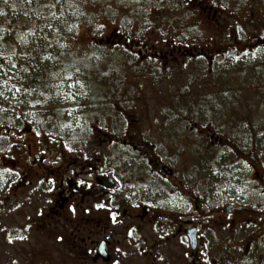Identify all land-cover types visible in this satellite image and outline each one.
I'll list each match as a JSON object with an SVG mask.
<instances>
[{
    "label": "flooded vegetation",
    "instance_id": "obj_1",
    "mask_svg": "<svg viewBox=\"0 0 264 264\" xmlns=\"http://www.w3.org/2000/svg\"><path fill=\"white\" fill-rule=\"evenodd\" d=\"M202 8L207 16L219 11L207 1ZM163 37L170 39L162 41L154 31L149 41L134 42L144 60L159 61L157 68L165 79L158 80L160 88L155 92L151 87L144 89L147 80L123 79L121 90H116L110 101L115 107L111 108L115 110L112 117L135 116L128 125L126 122V129H110L104 141H98L106 149L101 157L70 158L61 142L47 143V148L23 142L20 150L27 152L19 150L11 159L0 155V264H264V159L245 162L250 170L242 175L237 190L230 189L235 195L233 202L221 200L226 196L224 178L223 182L208 180L212 190L201 191L189 190L187 179L182 178L173 183L174 195L166 196L184 200L158 204L161 191L155 188L156 183L153 188L146 173L152 177L160 173L157 150L168 147L165 140L174 137L172 147L183 145L190 150L195 146H225L228 133L231 147H242L240 136H236V121L224 130L227 126H214L206 120L229 114L236 94L218 99L192 88L198 80L192 71L196 67L187 60L191 55L207 59L212 53L209 46L183 42L178 36ZM253 43L250 41V47L240 45L237 52L264 50L261 42ZM245 74L250 75L248 67L237 70L243 80ZM234 78L245 84L242 78ZM129 86L133 88L128 90ZM162 95L177 104L164 100L169 108L162 112L185 120V129L178 134L172 123L150 138L146 135L153 130L142 127L141 111L156 117L150 111L152 101L162 99ZM216 103L219 107L215 108ZM223 103L229 107L224 108ZM140 104L144 109H135ZM110 113L106 117H111ZM233 113L239 111L234 109ZM250 145L257 152L258 142ZM34 148L40 151L28 152ZM243 161L236 159V163ZM218 175L222 176L220 172ZM242 184L249 188L241 189ZM251 225L258 229L241 234V229ZM225 227L231 233L228 241L220 234Z\"/></svg>",
    "mask_w": 264,
    "mask_h": 264
},
{
    "label": "rangeland",
    "instance_id": "obj_2",
    "mask_svg": "<svg viewBox=\"0 0 264 264\" xmlns=\"http://www.w3.org/2000/svg\"><path fill=\"white\" fill-rule=\"evenodd\" d=\"M205 1L219 11H211L210 16L202 14ZM9 2L8 9L0 2V14L8 23H4L5 32L1 33L0 46L10 47L4 55H13V58L4 57L0 63L1 67H5L0 70V155L13 158L23 142H34L37 144L35 148H47V143L56 145L61 142L65 144L70 158L101 157L106 149L98 141H104L110 129L113 132L126 129V122L128 125L135 116L130 114L124 119L112 117L111 111L115 110L111 108L115 107L110 101L117 93L115 91L121 90L123 79L129 82L139 79L140 83L147 80L144 89L151 87V92L160 88L158 80L165 79L164 73L157 68L159 61L144 60L137 53L138 45H134L135 41H149V34L155 31L165 42L170 38L163 36H178L177 40L183 42L194 41L199 46H209L212 53L207 59L191 55L187 60L196 67L192 71L198 80L192 88L194 92L198 90L218 99L236 94L232 100L235 105H230L229 114L206 120L214 126H227L224 130L233 127L236 121V136H240L242 142L240 149L232 148L228 140L230 135L226 133L225 146H195L186 150L183 145L171 146L174 137L165 140L163 143L169 142L168 147L157 150L161 156L160 173L154 177L146 173L153 188L156 183L155 188L161 191L158 204L168 205L184 200L166 196L174 195L172 191L176 188L173 183L175 179L182 178L187 179L189 190L200 191L212 190L208 180L223 182L224 178L226 196L221 200L234 201L235 195L230 189L234 187L237 190L242 175L249 172L245 162L258 163L260 158L264 159V133L255 132L264 131V50L254 54L237 52L240 45L250 47V41L254 40L253 44L261 42L264 47V0ZM2 11H6L5 14ZM69 17L77 22L75 31L55 40L54 30L66 22L64 19H68L69 23ZM167 31L171 32L167 34ZM246 66L250 75L245 74L244 81L237 75V70ZM207 67L210 69L202 72ZM234 77L242 78L245 84L241 85ZM132 88L129 86L128 90ZM153 99L150 111L156 117H150L141 104L135 108L144 109L141 111L144 112L142 127L153 130V134L146 136L151 138L156 131L172 127V123L178 134L185 129V120L162 112L169 108L164 100L177 106L176 100L173 103L164 97ZM225 105L223 103L224 108L229 107ZM216 107H219L218 103ZM234 109L239 113L234 115ZM106 113H110L111 117H106ZM130 128L133 127L130 125ZM254 141L258 142L257 152L250 145ZM35 148L28 152L40 151ZM117 151L122 152L121 149ZM23 152L27 150L18 153ZM241 158L245 161L236 163V159ZM211 168L213 172L208 173ZM219 172L222 176L218 175ZM248 188L243 184L241 186L244 190ZM168 190L171 192L167 193ZM229 191L232 195L227 194ZM146 201L150 202L148 196ZM185 210L191 211V208ZM213 227L218 229L216 225ZM254 228L258 229L252 225L243 228L241 234H249L255 231ZM223 229L220 234L228 241L231 233L227 227ZM213 234L216 235V232ZM262 240L264 242V237Z\"/></svg>",
    "mask_w": 264,
    "mask_h": 264
},
{
    "label": "trees",
    "instance_id": "obj_3",
    "mask_svg": "<svg viewBox=\"0 0 264 264\" xmlns=\"http://www.w3.org/2000/svg\"><path fill=\"white\" fill-rule=\"evenodd\" d=\"M0 2H1V4L6 6V9L9 8V6H8L10 3L9 0H0ZM2 12H3V14H5L6 11H2ZM67 20L64 19V21H66V22L64 24L58 25L57 28L54 30L53 38H55V40H57L58 37L63 38L64 36H66V34H70V33L73 34V32L75 31L74 29L77 26V22L75 21V19L69 17V20H70L69 23H67ZM4 23H5V25L8 24V23H6V21L3 19V17L0 14V36H1V33L5 32L4 31L5 30ZM67 36H69V35H67ZM9 50H10V47H7V45L0 46V63L4 57L8 56L10 58L11 57L13 58V55H11V54L10 55H4L3 54L4 52H9ZM4 68L5 67L0 66V70H3ZM1 115L2 114L0 113V116ZM253 127H255V126H253Z\"/></svg>",
    "mask_w": 264,
    "mask_h": 264
}]
</instances>
